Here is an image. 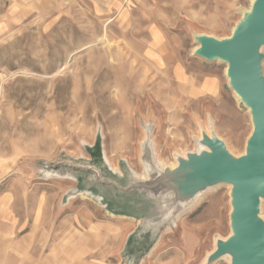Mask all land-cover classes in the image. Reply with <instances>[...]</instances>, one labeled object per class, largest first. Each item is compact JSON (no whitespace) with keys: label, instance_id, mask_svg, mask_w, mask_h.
<instances>
[{"label":"rangeland","instance_id":"1","mask_svg":"<svg viewBox=\"0 0 264 264\" xmlns=\"http://www.w3.org/2000/svg\"><path fill=\"white\" fill-rule=\"evenodd\" d=\"M253 1L0 0V184H24L17 212L39 222L24 264H204L230 236L229 186L175 215L135 185L150 178L147 126L164 170L204 135L245 154L253 123L227 64L195 51L197 36L229 38ZM131 233L147 247L128 253Z\"/></svg>","mask_w":264,"mask_h":264},{"label":"water","instance_id":"2","mask_svg":"<svg viewBox=\"0 0 264 264\" xmlns=\"http://www.w3.org/2000/svg\"><path fill=\"white\" fill-rule=\"evenodd\" d=\"M196 40L197 57L227 64L229 87L250 112L253 131L246 142L245 154L233 157L215 135L211 138L204 135L196 152L188 153L186 160L177 156L176 169L164 170L156 163L152 148L144 146V141L151 140L145 129L141 151L150 178L136 182L135 186H140L163 207L167 201H173L175 214L181 204L207 189L229 186L231 234L226 240H215L204 264L228 257L230 264H264V222L259 216L264 201V77L259 53L264 45V0L253 1L229 38L215 40L204 35ZM88 169L95 170L100 177L97 169ZM164 190L169 191L167 195ZM161 193H165L162 198Z\"/></svg>","mask_w":264,"mask_h":264},{"label":"crops","instance_id":"3","mask_svg":"<svg viewBox=\"0 0 264 264\" xmlns=\"http://www.w3.org/2000/svg\"><path fill=\"white\" fill-rule=\"evenodd\" d=\"M203 88V93L217 91V86L213 78H210L208 84L203 86ZM212 94L215 95L214 93ZM2 177L3 175L0 176V179ZM24 188V184H0V264H24L23 257L30 255L29 250L33 247V243H30V241H33L34 238L38 239L39 222L37 219L28 217V220L25 221L23 216L18 214L17 207L15 206L23 204ZM92 191L102 194L95 189ZM13 192L18 194L13 195ZM128 243V253L134 254L141 246H145V238L143 239L131 233L128 238Z\"/></svg>","mask_w":264,"mask_h":264},{"label":"bare ground","instance_id":"4","mask_svg":"<svg viewBox=\"0 0 264 264\" xmlns=\"http://www.w3.org/2000/svg\"><path fill=\"white\" fill-rule=\"evenodd\" d=\"M238 99V98H237ZM239 100V99H238ZM146 134L148 135V136H150L151 135V129L148 127V128H146ZM153 142H152V140H146V141H144V146H150L151 148H152V152H153V154L155 155V149H154V144H152ZM156 156V155H155ZM156 158V157H155ZM107 166V165H106ZM95 171V170H94ZM111 171V170H110ZM132 177V176H131ZM135 177H136V175H135ZM211 189H213V188H211ZM210 188L209 189H207L205 192H207V191H209V190H211ZM165 192H166V195H167V192H169V191H167V190H164ZM205 192H202V194H200L199 196L197 195L196 197H194L193 199H191L190 201L189 200H187L186 201V203L184 204H181V207L179 208V210L177 211V214L179 213V212H181V211H183V210H185L186 208H188V207H190V206H192L193 204H195L196 202H197V200L201 197V195H203ZM165 193H161V194H159V195H161V198L162 197H164L163 195H164ZM154 196V195H153ZM176 215V214H175ZM175 224V221L173 220V224L172 225H174ZM230 257H233V256H230ZM228 261H229V264H230V260L231 259H229V257L228 258H226Z\"/></svg>","mask_w":264,"mask_h":264}]
</instances>
